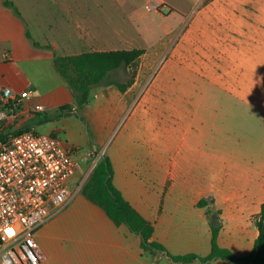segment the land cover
Returning a JSON list of instances; mask_svg holds the SVG:
<instances>
[{"label":"crops","instance_id":"obj_1","mask_svg":"<svg viewBox=\"0 0 264 264\" xmlns=\"http://www.w3.org/2000/svg\"><path fill=\"white\" fill-rule=\"evenodd\" d=\"M11 1L20 16L0 0V86L17 93L30 91L31 97L24 101L16 120H7L6 135L30 130L59 133L80 150L84 166L92 153L108 156L115 187L153 224L152 240L170 255L207 256L211 252L210 212L217 211L222 221L218 245L237 257L250 255L259 236L256 223L264 203V153L256 147V140L249 139L253 147H247L241 138L217 137V133L230 127L232 108L254 110L264 117V0H221L223 26L254 35V64L261 71L193 74L195 88L177 92L169 107L163 105V112L155 114V109L153 119L147 114L141 122L126 125L141 146L118 141L108 152L100 145V133L116 124L134 102L131 93L139 74L125 91L115 86L93 88L89 103L76 110L71 90L54 67V54L60 46L44 35H32L24 14L26 3ZM89 41L84 52L112 50L104 49L101 35ZM71 49L66 45L58 55L84 53ZM200 81H210V88L200 87ZM156 104L160 106L162 101ZM36 105L43 110H32ZM64 106L70 109L61 110ZM82 149L87 151L81 154ZM72 194L60 214L36 231L44 256L40 264H180L163 252L144 250L139 235L126 226H116L78 188ZM203 199H212V203L199 207ZM209 264L230 263L218 259Z\"/></svg>","mask_w":264,"mask_h":264},{"label":"rangeland","instance_id":"obj_2","mask_svg":"<svg viewBox=\"0 0 264 264\" xmlns=\"http://www.w3.org/2000/svg\"><path fill=\"white\" fill-rule=\"evenodd\" d=\"M20 1L26 3L24 14L31 34L55 41L60 46L58 54L63 53L66 45L72 46L70 52L88 51L89 40L96 35L104 38V49L145 50L135 67L139 81L131 93L134 102L116 124L100 133V145L107 152L118 141L129 147L141 146V140L132 138L126 125L141 122L142 116L147 114L153 119L158 110L163 112V105L169 107L173 103L177 92L195 88L193 74L261 71V66L254 64V35L229 31L223 26L221 0ZM68 4L73 7L66 8ZM84 17L87 20L83 23ZM115 74L119 82H127L131 77L122 70ZM210 83L200 81L198 84L210 88L207 86ZM159 100L162 101L160 106L156 104ZM230 111L231 125L222 128L223 134L217 133V137L241 138L247 147H253L249 139L256 140V147L264 153L263 115L247 109ZM166 112L169 120L168 109ZM81 124L84 129L86 126ZM91 130L93 134V128ZM86 151L82 149L81 154ZM98 159L96 152L90 156L82 175L71 180L72 190H81Z\"/></svg>","mask_w":264,"mask_h":264},{"label":"built area","instance_id":"obj_3","mask_svg":"<svg viewBox=\"0 0 264 264\" xmlns=\"http://www.w3.org/2000/svg\"><path fill=\"white\" fill-rule=\"evenodd\" d=\"M30 97V91L0 86V130ZM84 159L59 133L30 130L0 141V264L41 263L36 231L72 199L71 180L82 175Z\"/></svg>","mask_w":264,"mask_h":264},{"label":"trees","instance_id":"obj_4","mask_svg":"<svg viewBox=\"0 0 264 264\" xmlns=\"http://www.w3.org/2000/svg\"><path fill=\"white\" fill-rule=\"evenodd\" d=\"M4 5L20 16L12 1L4 0ZM27 36L31 38L28 31ZM34 46L41 47L37 42H34ZM45 48L52 49L49 46ZM144 53V49L89 51L67 56L55 53L54 67L71 90L73 105L77 110L89 103L91 91L95 87L115 86L120 91H125L130 87L137 76L135 67ZM120 70L131 75L127 82H119L114 77V74ZM60 109L68 110L70 106H64ZM22 132L24 131H18L16 134ZM8 137L5 130H0V141ZM113 177L114 170L111 159L106 155H101L80 191L87 200L103 209L116 226H126L132 233L139 235L144 250L163 252L173 262L180 264H192L194 262L209 264L218 259L225 260L230 264H264V203L260 220L256 223L259 236L255 241L254 251L250 255L237 257L230 250L218 245L222 221L220 212L217 211L215 213L210 212L211 252L204 257L196 254L173 256L167 252L163 245L152 240L153 224L139 214L123 197L122 193L115 187ZM210 203H212V199H203L198 203V206L205 207Z\"/></svg>","mask_w":264,"mask_h":264}]
</instances>
